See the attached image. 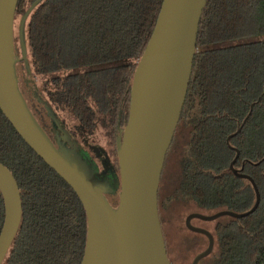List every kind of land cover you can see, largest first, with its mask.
<instances>
[{
  "label": "trees",
  "instance_id": "16d2710c",
  "mask_svg": "<svg viewBox=\"0 0 264 264\" xmlns=\"http://www.w3.org/2000/svg\"><path fill=\"white\" fill-rule=\"evenodd\" d=\"M33 1L18 0L13 19L22 97L53 144L74 157L116 207L117 153L131 81L162 0H39L24 20L26 56L21 57L19 22ZM36 75L43 78L34 86ZM179 127L186 141L176 184L163 198L158 189L161 226L169 209H248L255 191L249 179L230 168L235 158L233 166L255 181L259 203L243 216L204 220L213 222L214 243L198 264H264V0H206L185 100L166 156ZM96 134L107 148L94 141ZM0 161L14 176L22 202L18 229L1 264H79L87 235L84 206L1 108ZM3 218L0 191V229ZM187 229L193 235L185 241L207 240ZM163 235L166 242L164 230Z\"/></svg>",
  "mask_w": 264,
  "mask_h": 264
},
{
  "label": "water",
  "instance_id": "95a60500",
  "mask_svg": "<svg viewBox=\"0 0 264 264\" xmlns=\"http://www.w3.org/2000/svg\"><path fill=\"white\" fill-rule=\"evenodd\" d=\"M18 0H0V108L24 140L75 190L87 217V235L79 264H172L166 249L158 211V189L166 152L171 144L191 75L196 36L206 0H162L154 27L138 59L130 86L127 121L119 141L117 161L119 193L112 207L100 187L79 162L58 149L29 111L20 91L13 54V19ZM39 0L22 14L19 22L21 57L24 20ZM237 155V154H236ZM253 204L244 211L219 209L186 214L184 223L206 235L207 244L190 264L212 249V232L192 223V218L212 220L220 215L239 217L252 212L260 193L253 178ZM0 191L4 218L0 229V264L18 229L22 202L19 186L0 161Z\"/></svg>",
  "mask_w": 264,
  "mask_h": 264
},
{
  "label": "rangeland",
  "instance_id": "374dc122",
  "mask_svg": "<svg viewBox=\"0 0 264 264\" xmlns=\"http://www.w3.org/2000/svg\"><path fill=\"white\" fill-rule=\"evenodd\" d=\"M15 51L17 54H19L18 49ZM17 57L19 59L20 56ZM21 66H23L22 63L17 64L19 76H22L24 73V69ZM42 78L43 76L41 75L34 76L33 85H38ZM20 80L23 81L22 78H20ZM23 82L24 84L29 83V81L25 80ZM185 134V130L182 127H179L175 134L173 144L166 156L163 171L161 173V180L159 183L162 198L168 194L176 184V178L178 174V160L182 152V148L185 145ZM94 137V141H96L98 145L103 148H107L105 140L101 135L96 134ZM164 210L165 209H162L163 213ZM188 212L190 211L178 213L169 209L163 214L164 221L162 226L166 237L165 244L168 257L172 264H190L194 254L204 248L207 244L205 237H201L200 242L195 241L194 244L184 240L185 236L192 237L193 235V233L190 232L184 224V219ZM192 223L203 226L209 230H212L213 227V222L204 221L197 218H193Z\"/></svg>",
  "mask_w": 264,
  "mask_h": 264
}]
</instances>
